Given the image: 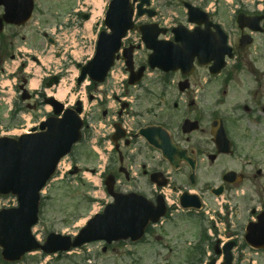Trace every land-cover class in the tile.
I'll list each match as a JSON object with an SVG mask.
<instances>
[{
    "label": "flooded vegetation",
    "instance_id": "1",
    "mask_svg": "<svg viewBox=\"0 0 264 264\" xmlns=\"http://www.w3.org/2000/svg\"><path fill=\"white\" fill-rule=\"evenodd\" d=\"M261 6L259 11L244 6L228 20L210 16L214 24H223L233 50L218 75L214 62L196 59L192 72H169L128 88L135 94L129 100L110 96L109 85L98 89L92 84L103 96L98 102L88 100L93 109L86 118L90 124L105 122L109 130L100 142L108 154L101 170L105 199L111 203L114 194H137L153 208L166 204V218L149 227L142 241L102 243L103 253L118 250V245H166L168 219L180 213L199 223L210 215L206 231L211 235L201 236L211 247L207 258L223 264L232 248V264H264V0ZM240 13L247 15L244 27ZM4 14L0 6V18ZM26 27L7 25L0 35V76L4 63L26 41L21 32ZM199 28L215 43L214 26ZM33 34L29 43L37 49L41 35ZM35 96L37 107L44 101ZM216 132L223 134V145ZM176 191L179 197L196 194L202 209L194 213L168 206L165 194L173 197Z\"/></svg>",
    "mask_w": 264,
    "mask_h": 264
},
{
    "label": "rangeland",
    "instance_id": "2",
    "mask_svg": "<svg viewBox=\"0 0 264 264\" xmlns=\"http://www.w3.org/2000/svg\"><path fill=\"white\" fill-rule=\"evenodd\" d=\"M185 0H155L154 6L160 11V16L164 18L165 22H169V25H174L183 21V18L186 15V12L183 8L182 2ZM190 1L196 5L202 4V0H186ZM230 3L221 2L219 8V16L223 19H230L233 13L237 10L238 6L241 3V0H234L233 4L231 0H228ZM109 0H103L102 4H108ZM210 3L213 1L210 0ZM39 22L41 24L42 32L48 34H53L57 31L59 34L60 29L62 31L68 30L71 32L72 28L76 25L81 27V31H85L83 27V20L81 16L77 14L87 13L93 15V13H99L95 18V21L92 23L94 25V31L98 30L101 27L103 29V16L101 10L104 8H98L97 10L94 7L93 0H39ZM104 15V13H103ZM71 23L70 25H67ZM35 23L32 24L26 30H21L26 36L27 40L30 38V32L34 31ZM84 29V30H82ZM59 30V31H58ZM87 31V30H86ZM34 35V34H32ZM69 36V42L66 41L65 36L60 40V46L58 45L55 49L56 56L53 58V62L48 65L52 72L61 70V66L55 64L56 61H59L65 50H69L67 53L69 61L63 66L64 70L70 72L64 73V87L69 88L72 83V77L77 74V67L75 59L71 58L70 55H73L81 50L82 43L79 41L74 42L73 35ZM28 42V41H27ZM44 46L46 44L45 39H43ZM88 43V41H86ZM20 48L23 50H30V45L27 43L21 42ZM50 47H45L40 55H43V59L48 60L53 56L49 54ZM73 53V54H72ZM82 62L86 58H78ZM62 61V60H61ZM64 61V60H63ZM62 61V62H63ZM70 61H73L71 63ZM80 62L81 64H83ZM35 65L31 61V66ZM56 65L58 67H56ZM74 65V67H73ZM40 65H36L35 68L38 69ZM79 75V74H78ZM7 78L1 80V82L6 83ZM14 85V82H12ZM83 93V89L81 90ZM80 92V89L77 88V94ZM49 94H57L56 90L48 92ZM15 95V90L8 91L5 89L4 94L2 95L3 99L8 102L10 99H13ZM67 104L68 100H64ZM63 101V102H64ZM5 103V102H3ZM33 105V102H32ZM2 106V105H1ZM0 106V107H1ZM7 107H1L0 109V127L4 128V131L7 133H13L12 129H8L9 123L4 120L3 115L6 113ZM51 109L47 106L38 107L32 111L26 110L24 113L31 117V125H38L40 121L47 117V114ZM97 112V110H94ZM2 118V119H1ZM29 119V118H28ZM19 123L21 126L25 124V121L20 119ZM17 123L15 126H17ZM14 126V127H15ZM20 127V126H19ZM18 127V128H19ZM12 130V131H10ZM94 153V155L92 154ZM73 162L79 167H97L99 159L95 152L92 149V145L86 143L77 147L76 152L70 156V158L64 163L65 166H68ZM84 171V170H82ZM96 179L94 176L90 175L89 172H85V175L77 176H66L64 180L55 181L51 183L43 192L42 204H41V214L40 222L34 228L33 232L36 237L44 242L46 237L50 232L56 233H67L75 234L77 229L84 225L85 220L91 212H93L94 203H91L92 190L87 183V179ZM86 179V180H85ZM97 195L99 192L96 193ZM177 196V195H176ZM177 197L172 198V201L177 202ZM17 201L15 198H2L0 199V210L3 208L16 207ZM186 218V217H182ZM181 217H175V225H170L168 227V237L166 238V244L170 245L171 254L169 248L163 246H152V245H142L137 246V248L123 247L116 251L108 252L103 254L101 252V245L90 246L83 250V252H76L69 256L70 258H55V256L45 258L40 252L34 253L33 255L28 256L30 262L39 261V264H190L194 257L189 259L193 253V249L197 245L196 238L198 235V225L194 219H182ZM172 238L170 239L169 237ZM206 249V250H205ZM202 246L203 251L211 252L209 248ZM160 250V257H157L156 252ZM129 251L134 253L133 256L128 255ZM193 251V252H192ZM98 254V256H97ZM159 258V259H158ZM198 257H196L197 259ZM207 261V260H206ZM29 262V263H30ZM209 262V261H208ZM193 263V262H192Z\"/></svg>",
    "mask_w": 264,
    "mask_h": 264
},
{
    "label": "water",
    "instance_id": "3",
    "mask_svg": "<svg viewBox=\"0 0 264 264\" xmlns=\"http://www.w3.org/2000/svg\"><path fill=\"white\" fill-rule=\"evenodd\" d=\"M19 1L26 3V0ZM144 4H149V0H142V4L139 6V15L144 13L142 9ZM27 7L26 15L22 14L21 22H26L32 12V7L29 4ZM198 11L190 8V14L198 15ZM152 15L150 14V16ZM132 17L133 9L129 0H114L106 20L112 34L103 33L101 35L97 55L87 67L83 68L79 82L87 74L93 80L100 82L105 80L114 63L115 53L120 48L121 39L129 29L133 28ZM145 40L150 44L148 35ZM224 46L225 41L222 42V48ZM207 49V46L200 43L193 46L194 52H204ZM167 50L166 46H160L155 50V55L151 56L153 67L167 64ZM128 66L131 70V63H128ZM140 73L142 74V71ZM141 74L139 79L142 77ZM51 85L52 83L49 84V86ZM53 104L56 107L55 114H61L62 106L58 103ZM79 112L80 109H78ZM78 113L68 110L62 119L49 118L41 125V132L38 133L18 139L0 138V196L12 193L19 200V208L0 212V245L4 248L3 254L7 260L12 261L16 256L20 259L25 253L38 247L31 229L38 223L40 191L55 175L61 159L70 153L72 146L81 139L83 123ZM184 206L188 207L189 205L185 204ZM137 210L139 209L133 208L119 212L113 208L110 212L112 218L108 223L102 217H97L104 220L99 222L95 218L96 220L90 222V225L81 232L75 242H72L69 237L52 234L44 249L47 253L69 251L87 242L105 238L104 235L107 234L113 235L116 240L132 237L143 230L141 226L144 222L141 224L138 221L142 214L136 212ZM147 215L149 216L148 220H153L151 212ZM94 222L96 225H93ZM227 261H230L229 257Z\"/></svg>",
    "mask_w": 264,
    "mask_h": 264
},
{
    "label": "bare ground",
    "instance_id": "4",
    "mask_svg": "<svg viewBox=\"0 0 264 264\" xmlns=\"http://www.w3.org/2000/svg\"><path fill=\"white\" fill-rule=\"evenodd\" d=\"M102 1H103V0H93V2H94V7H95L96 10H97L98 8H100V10H101V8H102V6H103ZM98 14H99V13H97V12L94 13V17L92 18V20H91V21L89 22V24L87 25L88 29H89V28L91 29V24L95 21V18L97 17ZM32 85H33V87H36V86L38 85V82H37V81H33V82H32ZM68 92H69V89H67V88H63V87L60 88V90H59V92H58V95H57L58 99H60V100H64L65 97L67 96Z\"/></svg>",
    "mask_w": 264,
    "mask_h": 264
}]
</instances>
